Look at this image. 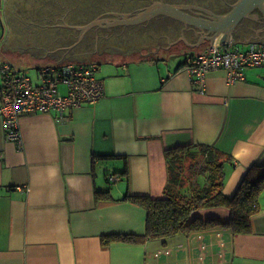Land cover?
<instances>
[{
    "label": "crops",
    "instance_id": "0c3cea01",
    "mask_svg": "<svg viewBox=\"0 0 264 264\" xmlns=\"http://www.w3.org/2000/svg\"><path fill=\"white\" fill-rule=\"evenodd\" d=\"M224 34L212 44L251 43L233 35L221 43ZM209 45L178 51L185 58L177 63L173 54L131 52L99 61L105 96L65 118L54 110L24 114L20 142L7 140L0 116V264H264V192L250 233L221 227L102 243L105 234L145 232L147 211L123 196L164 195L169 148L207 143L230 155L229 197L250 167L264 164V66L245 69L236 83L222 69L207 73L204 86L193 83L180 64ZM3 52L0 64L8 61ZM110 174L118 179L110 182ZM194 215L230 219L222 206Z\"/></svg>",
    "mask_w": 264,
    "mask_h": 264
},
{
    "label": "flooded vegetation",
    "instance_id": "af4514ba",
    "mask_svg": "<svg viewBox=\"0 0 264 264\" xmlns=\"http://www.w3.org/2000/svg\"><path fill=\"white\" fill-rule=\"evenodd\" d=\"M157 1L162 0H75V5H70L69 8L66 5L61 7L63 12H49V16L44 14V24L39 27L41 31L48 30L46 27L53 28L52 30L55 32L59 31L55 40L58 38L57 41H60V46L59 49L45 53L38 59H59V62H66L64 60L70 57L88 61L93 59L94 55L113 59L125 52H128V55L131 52L133 55L152 57L160 55L164 57L167 54L177 53L176 49L178 48L183 47L186 50L191 44L203 45L207 44L209 39L211 40L215 32L196 27L193 23L187 22L186 24L166 14L156 15L150 20H143L138 24L115 22L116 18L133 17ZM163 1L189 5V7L183 8L185 12L187 11L186 13L202 21L211 22L216 20L217 16L232 10L237 0ZM16 2L18 0H5V4L3 1L0 2V29L5 33L9 28L14 32L11 33L13 37H16V31L25 32L23 28H20L21 16L16 17L22 14L21 9L17 8L16 16L9 12V4L13 5ZM22 9L25 10L26 8L23 7ZM4 14H6L5 17ZM50 15L58 16L52 20ZM32 17L29 16V18ZM48 21L55 24H46L45 22ZM26 24H31V27L36 26L32 19ZM52 30H48V32H52ZM229 32V35H233L232 38L234 39L241 37V40L250 39L251 42L264 41V11L259 6L256 7L247 17L239 21L234 30ZM256 38L261 39L255 40ZM14 39H11L10 46L13 45ZM129 40L132 42L138 40L140 44L138 46L132 45ZM68 44L74 45L76 49L68 50ZM64 46L65 49L63 50ZM58 50L64 52H58Z\"/></svg>",
    "mask_w": 264,
    "mask_h": 264
},
{
    "label": "trees",
    "instance_id": "16d2710c",
    "mask_svg": "<svg viewBox=\"0 0 264 264\" xmlns=\"http://www.w3.org/2000/svg\"><path fill=\"white\" fill-rule=\"evenodd\" d=\"M230 160V155L207 143L184 144L165 150L168 178L164 195L153 198L128 192L123 196L147 211L145 232L105 234L102 243H138L149 238L167 241L179 233L221 227L235 234L252 232V216L261 210L264 164L250 167L234 195L229 197L224 193V165ZM100 196L106 198L110 194L97 191V198ZM220 206L230 211L228 221L194 215L198 210Z\"/></svg>",
    "mask_w": 264,
    "mask_h": 264
},
{
    "label": "built area",
    "instance_id": "2783aa9c",
    "mask_svg": "<svg viewBox=\"0 0 264 264\" xmlns=\"http://www.w3.org/2000/svg\"><path fill=\"white\" fill-rule=\"evenodd\" d=\"M208 49L190 55L183 63L193 83L204 86L207 73L213 69L224 70L227 82L236 83L245 80V69L264 66V41H252L247 49L219 44ZM36 71L33 79L11 61L0 64V116L9 141H21L19 124L24 114L54 110L58 118H65L67 111L94 104L105 96L103 82L96 74V62H59L39 66ZM61 86L66 90L62 91ZM117 179L118 176L109 175L110 182Z\"/></svg>",
    "mask_w": 264,
    "mask_h": 264
},
{
    "label": "rangeland",
    "instance_id": "374dc122",
    "mask_svg": "<svg viewBox=\"0 0 264 264\" xmlns=\"http://www.w3.org/2000/svg\"><path fill=\"white\" fill-rule=\"evenodd\" d=\"M3 1L5 4V0H0V2ZM77 1V0H76ZM149 4V3H148ZM9 12L13 13L14 16H16V10L21 9L20 12H22V14L17 15L16 17L21 16L22 21H21V25L20 28H23L25 30V32H21L20 31H16L15 36L13 37L11 36V33H14L12 30H10L9 28L6 30L5 33L2 32V30L0 29V52L4 50V54L5 57L4 59H7L8 61L13 62L16 66H18L19 68H23L24 70H26L30 76L34 79L37 76V67L39 66H45V65H51V64H55L51 59H47L45 62H40V61H36L34 59H31L29 57L25 58L24 56L27 54V52L29 51L30 53H33V51H39V53L37 54V57H40L41 55L47 53V49L49 50H55L60 46V41H57V39L55 40L56 36L59 35V31H53L50 27H46L48 30H52V32H48V30L44 29V31H41L40 29V25L43 26L45 19L43 18L44 14L48 15L49 12H55V11H59V12H63L64 10L61 9V7H64L65 5L69 6H73L75 5V0H26L24 2V0H18V2L13 3V5L9 4ZM26 8L25 10H23L22 8ZM18 8V9H17ZM187 12V11H186ZM6 14H4L5 17ZM29 16H33L32 18H29ZM49 16V15H48ZM58 16V15H57ZM57 16H51L52 20H55V18ZM31 19L33 20V22H35L36 26H32L31 24H26L29 21H31ZM20 20V19H19ZM57 22H59V20H56ZM55 21V22H56ZM23 23V24H22ZM46 24H53L54 22L52 21H48L45 22ZM55 24V23H54ZM18 29V26L16 27ZM36 31L38 32L36 34ZM49 35V38H47V36ZM15 38V39H14ZM11 39H14V43L12 46L11 45ZM130 43L133 45L138 46L140 44V42L138 40H134L133 42L131 40H129ZM209 42H211V40L209 39ZM10 44V45H9ZM131 45V46H132ZM200 45V44H199ZM10 46V47H8ZM35 46V47H34ZM73 50L76 49V47L74 45H72ZM143 46V45H142ZM238 46V47H237ZM42 47V48H40ZM234 48H239V49H247L248 45L246 46L245 44H236L235 46H233ZM46 48V49H44ZM71 48V49H72ZM84 48V46H83ZM63 50L65 48H62ZM69 50V47L67 48ZM185 49V48H184ZM183 47L176 49V51H181L184 50ZM63 50H58V52L63 51ZM57 51V50H56ZM174 51V52H176ZM64 52V51H63ZM62 52V53H63ZM61 53V54H62ZM135 56H138V54H136ZM172 61H179L184 59V54H180V53H174L171 57ZM106 57H97V55L93 56V59L90 60H77L74 58H66L64 61L66 62H75V63H93L96 62L98 63L99 61H103L105 60ZM106 63L101 64V66L105 67ZM117 65L111 66L110 68H116Z\"/></svg>",
    "mask_w": 264,
    "mask_h": 264
},
{
    "label": "water",
    "instance_id": "95a60500",
    "mask_svg": "<svg viewBox=\"0 0 264 264\" xmlns=\"http://www.w3.org/2000/svg\"><path fill=\"white\" fill-rule=\"evenodd\" d=\"M258 6L261 8L262 11H264V0H237L232 10H230L226 14L217 16L216 20H213L211 22H206V21H202L196 18L195 16H192L189 13H186L183 10V8L189 7V5H182V4H177V3L172 4V3L165 2L162 0V1H157V2L150 4V6L147 7L144 11L139 12V14L133 17L124 16L123 19L116 18L117 20H115V22L120 21L122 23L126 22V23L138 24L139 22H142L143 20H150L151 17H154L156 15L166 14L170 17L178 19L179 21L185 22L186 24L187 22L193 23L196 25V27H201L203 29H208L210 32L212 31L215 32L211 38V42L209 45V48H210V46L212 45L214 36H216L217 34L223 31L226 32L227 37L224 34V36L221 38L222 39L221 43H227L231 35V34L229 35L230 33L229 31L234 30L236 25L239 23V21L242 18L247 17V15H249L250 12ZM224 38H226L227 41H225ZM248 40H241L240 38L239 40H236V41L248 42ZM236 41H234V43ZM193 45L198 46L199 44H191V46ZM67 46L69 47V49L73 47L71 44H68ZM63 48H65V46ZM52 51L54 50L47 49V53L52 52ZM38 53L39 51H33V53H30L28 51L24 57L25 58L29 57L31 59H34L40 62H45L47 60L46 58L45 59L40 58L41 60L38 59L39 58L37 57ZM53 60H55L53 61L55 64L59 63V59L57 60L53 59Z\"/></svg>",
    "mask_w": 264,
    "mask_h": 264
}]
</instances>
